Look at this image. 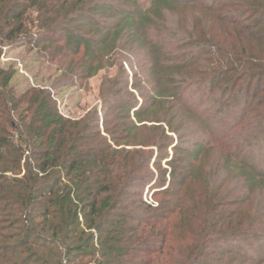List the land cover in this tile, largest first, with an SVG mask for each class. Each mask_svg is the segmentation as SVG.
Masks as SVG:
<instances>
[{
	"label": "trees",
	"instance_id": "obj_1",
	"mask_svg": "<svg viewBox=\"0 0 264 264\" xmlns=\"http://www.w3.org/2000/svg\"><path fill=\"white\" fill-rule=\"evenodd\" d=\"M58 2L16 0L0 6V55L3 48L26 42L52 62L53 51L47 46L57 19V11H52L68 4L67 0ZM225 8L229 11L223 13ZM206 10L216 14L220 33L195 46L208 57L205 73L211 83L235 73V84L243 80L249 93L253 90L252 106L258 91L264 90V0H224ZM70 32L62 27L54 42L66 34L69 37ZM226 39L232 42L230 47ZM78 42L84 44L89 61L91 45L83 39ZM90 64L86 76L92 70ZM14 74L12 66L0 67V264L263 262L247 256V246L264 236L259 217L226 213L220 209L221 201L205 197L203 207L195 210L193 229L181 241L178 191L167 185L162 189L166 199L158 200L153 209L142 201L147 167L156 159L145 147L176 148L171 142H161L165 134L161 125H155L156 137L142 143L132 136L133 128L141 125L118 123L128 112L142 123L135 107H109L122 113L107 122L98 119L101 111L96 108L78 119L65 117L47 89L27 87L17 92L11 86ZM248 99L249 95L244 101ZM255 106L264 107V95ZM250 119L264 122L256 114ZM174 170L169 173L173 178ZM140 209L153 212L147 221L137 215ZM173 242L184 250L174 255ZM236 242L218 252L215 260L210 257L212 244Z\"/></svg>",
	"mask_w": 264,
	"mask_h": 264
},
{
	"label": "rangeland",
	"instance_id": "obj_2",
	"mask_svg": "<svg viewBox=\"0 0 264 264\" xmlns=\"http://www.w3.org/2000/svg\"><path fill=\"white\" fill-rule=\"evenodd\" d=\"M12 1L16 0H0V6ZM46 1L52 5L56 0ZM222 1L67 0L61 11H52H57L47 45L53 51L52 62L26 42L3 48L0 55V67H13L11 86L17 92L27 87L47 89L65 117L78 119L96 108L101 111L98 119L107 122L122 113L109 107H135L142 123L132 112L118 123L141 125L133 128L132 136L142 143L159 134L156 126L163 127L161 142L176 148L145 147L156 159L147 167L142 201L153 209L165 198L162 189L167 185L178 191L181 241L193 229L195 210L203 207L205 197L221 201L220 209L226 213L259 217L264 229V122L247 120L253 114L264 117V107L255 106L264 90L258 91L250 106L253 90L249 93L243 80L235 84V73L211 83L205 73L208 57L195 47L203 44L201 39L220 33L216 14L206 6ZM62 27L73 34L54 42ZM81 39L93 49L89 61L84 44L78 42ZM59 47L63 49L54 54ZM86 62L92 65L88 76ZM173 169L174 178L169 175ZM152 213L140 209L137 215L147 221ZM237 244H212L210 257L215 260L218 252ZM183 250L173 242L174 255ZM247 256L261 258L264 264V236L247 246ZM245 264L252 262L246 259Z\"/></svg>",
	"mask_w": 264,
	"mask_h": 264
}]
</instances>
